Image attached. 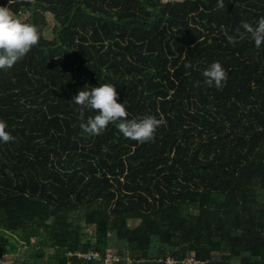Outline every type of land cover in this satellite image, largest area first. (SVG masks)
<instances>
[{"label": "trees", "instance_id": "16d2710c", "mask_svg": "<svg viewBox=\"0 0 264 264\" xmlns=\"http://www.w3.org/2000/svg\"><path fill=\"white\" fill-rule=\"evenodd\" d=\"M10 8L41 38L0 70V120L15 138L0 142V259L105 264L113 251V264H264V43L242 28L257 26L264 0ZM217 61L222 89L203 76ZM104 83L128 120L165 121L153 141L125 138L119 122L100 135L80 128L73 97Z\"/></svg>", "mask_w": 264, "mask_h": 264}, {"label": "clouds", "instance_id": "9594fccd", "mask_svg": "<svg viewBox=\"0 0 264 264\" xmlns=\"http://www.w3.org/2000/svg\"><path fill=\"white\" fill-rule=\"evenodd\" d=\"M8 6H0V70L12 68L18 61L22 60L30 50L39 43L41 38L39 27L33 23L22 21ZM220 7H224V0H218ZM244 32L250 34V38L259 47L264 43V17H262L254 28L248 23H243ZM244 39V34H239ZM229 43H236L237 39L227 36ZM186 69L192 67L191 63L184 65ZM205 83L213 84L217 89H222L228 79V74L223 66L217 61L213 62L204 72ZM119 96L114 85L110 83L101 84L99 87H86L73 97V102L80 106L79 119L80 128L92 135L102 134L110 123H118L119 131L125 138L138 143H146L155 139L157 129L165 123L155 116H147L143 119L128 120L125 103H118ZM94 110L97 114L88 117L84 121V110ZM7 123L0 120V142L8 143L14 141V137L6 130ZM54 218L47 221L51 223Z\"/></svg>", "mask_w": 264, "mask_h": 264}, {"label": "built area", "instance_id": "2783aa9c", "mask_svg": "<svg viewBox=\"0 0 264 264\" xmlns=\"http://www.w3.org/2000/svg\"><path fill=\"white\" fill-rule=\"evenodd\" d=\"M184 1H186V0H161V3L164 5L174 4V3L180 4V3H183ZM72 256H74L78 259L83 258L88 262L91 260H97V261L101 260V258L98 254H88V255L82 256V255L76 253L74 255H69V257H72ZM106 260H107V258H106ZM117 260H118L117 257H114L113 263H114V261H117ZM105 261H104V263H105ZM164 264H205V263L195 260V258L193 256H189L187 258H184L182 261H178V262H174V261L168 259L164 262Z\"/></svg>", "mask_w": 264, "mask_h": 264}, {"label": "rangeland", "instance_id": "374dc122", "mask_svg": "<svg viewBox=\"0 0 264 264\" xmlns=\"http://www.w3.org/2000/svg\"><path fill=\"white\" fill-rule=\"evenodd\" d=\"M47 36L50 37V33L47 32ZM132 226V225H131ZM3 257L0 259V264H14L15 260L17 259L16 256L13 255H4V252H2ZM107 260L105 261V264H112L114 260V253L113 251L107 252Z\"/></svg>", "mask_w": 264, "mask_h": 264}]
</instances>
